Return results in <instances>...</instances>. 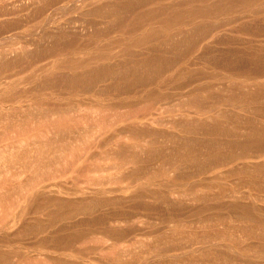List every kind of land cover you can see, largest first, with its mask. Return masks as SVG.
Here are the masks:
<instances>
[{
  "label": "bare ground",
  "instance_id": "bare-ground-1",
  "mask_svg": "<svg viewBox=\"0 0 264 264\" xmlns=\"http://www.w3.org/2000/svg\"><path fill=\"white\" fill-rule=\"evenodd\" d=\"M0 264H264V0H0Z\"/></svg>",
  "mask_w": 264,
  "mask_h": 264
},
{
  "label": "rangeland",
  "instance_id": "rangeland-1",
  "mask_svg": "<svg viewBox=\"0 0 264 264\" xmlns=\"http://www.w3.org/2000/svg\"><path fill=\"white\" fill-rule=\"evenodd\" d=\"M194 217L195 216H189V217H186V219L189 220V218L192 219ZM140 226L142 229L139 231V233L137 234L136 237H139L142 239H144V237L146 238V236H148V233H146L148 231L153 233L154 231H159L160 229L163 230V228H162L163 224L159 223L158 220H155V219H154V221L153 220H144V222ZM140 232H143V233H140ZM144 233H146V234H144ZM86 247L87 248L90 247V243H88ZM83 248H85V247H83ZM89 250H91V249H88V251H86V253H84L83 255L86 256L87 259H90V263H94L95 261L93 260V257L96 256V254L90 252ZM47 253L53 255L52 252L47 251Z\"/></svg>",
  "mask_w": 264,
  "mask_h": 264
}]
</instances>
